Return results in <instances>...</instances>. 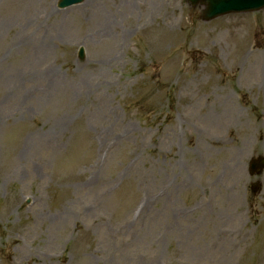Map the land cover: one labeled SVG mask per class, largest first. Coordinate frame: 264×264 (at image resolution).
<instances>
[{"label": "rangeland", "instance_id": "1", "mask_svg": "<svg viewBox=\"0 0 264 264\" xmlns=\"http://www.w3.org/2000/svg\"><path fill=\"white\" fill-rule=\"evenodd\" d=\"M202 13L0 0V264H264V9Z\"/></svg>", "mask_w": 264, "mask_h": 264}, {"label": "water", "instance_id": "2", "mask_svg": "<svg viewBox=\"0 0 264 264\" xmlns=\"http://www.w3.org/2000/svg\"><path fill=\"white\" fill-rule=\"evenodd\" d=\"M261 4H264V2H260V3H258L257 6H259V5H261ZM250 7L254 8V5H251ZM245 8H247V7H245ZM245 8H242V9H245ZM262 163H263V161H262ZM263 164H264V163H263ZM260 166H261V164H260Z\"/></svg>", "mask_w": 264, "mask_h": 264}]
</instances>
